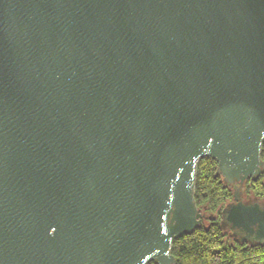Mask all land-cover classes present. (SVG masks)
Listing matches in <instances>:
<instances>
[{"label": "water", "instance_id": "1", "mask_svg": "<svg viewBox=\"0 0 264 264\" xmlns=\"http://www.w3.org/2000/svg\"><path fill=\"white\" fill-rule=\"evenodd\" d=\"M264 0H0V264H177L198 161L264 244Z\"/></svg>", "mask_w": 264, "mask_h": 264}, {"label": "trees", "instance_id": "2", "mask_svg": "<svg viewBox=\"0 0 264 264\" xmlns=\"http://www.w3.org/2000/svg\"><path fill=\"white\" fill-rule=\"evenodd\" d=\"M261 157L264 160V143ZM216 165L217 162L208 157L198 161L195 198L198 207H207L208 214L218 218L174 239L172 253L177 264H264V244H242L221 228V210L233 198V192L215 175ZM263 180L264 174L256 181L249 180L246 187L260 199H264Z\"/></svg>", "mask_w": 264, "mask_h": 264}, {"label": "flooded vegetation", "instance_id": "3", "mask_svg": "<svg viewBox=\"0 0 264 264\" xmlns=\"http://www.w3.org/2000/svg\"><path fill=\"white\" fill-rule=\"evenodd\" d=\"M264 174V173H263ZM262 174V175H263ZM263 182H264V180H263ZM253 196H255L254 194H253V191L252 190H250V189H248V188H246V192H245V196H244V198H249V197H253ZM231 201H233V199H231ZM228 235H229V233L228 232H226Z\"/></svg>", "mask_w": 264, "mask_h": 264}]
</instances>
